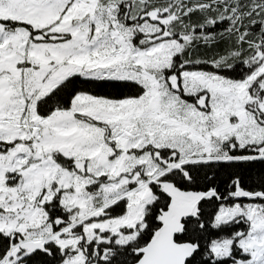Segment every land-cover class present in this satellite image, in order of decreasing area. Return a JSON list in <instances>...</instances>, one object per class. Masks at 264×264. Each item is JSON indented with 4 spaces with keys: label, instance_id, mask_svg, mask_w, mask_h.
<instances>
[{
    "label": "snow or ice",
    "instance_id": "6c2138e0",
    "mask_svg": "<svg viewBox=\"0 0 264 264\" xmlns=\"http://www.w3.org/2000/svg\"><path fill=\"white\" fill-rule=\"evenodd\" d=\"M0 264H264V0H0Z\"/></svg>",
    "mask_w": 264,
    "mask_h": 264
}]
</instances>
